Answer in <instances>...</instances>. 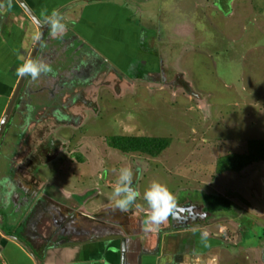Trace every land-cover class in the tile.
<instances>
[{
  "label": "rangeland",
  "instance_id": "1",
  "mask_svg": "<svg viewBox=\"0 0 264 264\" xmlns=\"http://www.w3.org/2000/svg\"><path fill=\"white\" fill-rule=\"evenodd\" d=\"M127 1L114 5L161 68L153 78L147 69L149 79L140 81L139 61L123 75L72 29L48 31L33 58H45L53 73L27 76L18 87L13 100L21 104L8 107L0 132V167L21 158L32 173L24 180L29 188L51 189L65 204L81 205L79 214L110 203L125 166L141 193L130 208L136 211L148 209L143 192L153 180L167 184L176 205L203 206L204 194L227 197L232 212H215L210 221L214 236L229 242L224 264H264V162L225 170L228 155H246L250 143L264 140V0ZM109 71L118 78L102 76ZM84 81L93 85L80 86ZM114 136L170 141L152 159L115 150Z\"/></svg>",
  "mask_w": 264,
  "mask_h": 264
},
{
  "label": "crops",
  "instance_id": "2",
  "mask_svg": "<svg viewBox=\"0 0 264 264\" xmlns=\"http://www.w3.org/2000/svg\"><path fill=\"white\" fill-rule=\"evenodd\" d=\"M53 9L62 13L66 31L72 29L85 46L111 58L120 74H127L131 64L139 61L145 76L141 80L135 76L133 81H142L148 78L147 69L151 73L158 67L157 56L147 51V44L143 39L140 41L136 27H125L130 23L129 18L123 20L127 13L118 12L114 0H0V120L6 103L25 81L16 72L23 62L21 57L30 58L39 32L48 26L45 14ZM140 19L144 24L149 20ZM123 29L126 35L121 34ZM104 75L117 74L109 71ZM5 161L0 167L3 169L0 170V264H224L227 259L230 261L228 239L223 241L219 235L214 236L211 224L214 219L207 212L206 221L198 225L173 229L168 219L159 227L161 232H155L144 226L148 209L122 212L115 209L112 197L108 205L95 203L90 212L82 214V220L68 229L62 228L67 229L63 232L55 227L56 215L77 212L81 205L65 204L54 194L52 197L48 188L32 190L24 181H29L26 176L32 173L21 158Z\"/></svg>",
  "mask_w": 264,
  "mask_h": 264
},
{
  "label": "clouds",
  "instance_id": "3",
  "mask_svg": "<svg viewBox=\"0 0 264 264\" xmlns=\"http://www.w3.org/2000/svg\"><path fill=\"white\" fill-rule=\"evenodd\" d=\"M45 23L50 27L52 36H59L66 31L63 15L57 9L51 10L50 14H45ZM21 59L23 62L16 69L18 76H29L32 81H37L53 73L51 64L43 57H21ZM113 196L115 197V209L122 212L128 211L136 204L141 193L133 187V172L131 168L125 166L120 169L113 189ZM143 200L149 209L145 220V224L149 226V229L159 228L166 223L169 217L172 216L177 204L176 195L166 183L159 180L151 181L143 192Z\"/></svg>",
  "mask_w": 264,
  "mask_h": 264
},
{
  "label": "trees",
  "instance_id": "4",
  "mask_svg": "<svg viewBox=\"0 0 264 264\" xmlns=\"http://www.w3.org/2000/svg\"><path fill=\"white\" fill-rule=\"evenodd\" d=\"M46 31L51 32L50 28ZM110 141L113 148L119 152L124 154L133 152L145 154L153 159L161 155L169 145L170 140L168 138H147L143 136H114ZM257 161L264 162V140L253 141L252 145L250 143L246 155H228L226 157L225 170L238 172L250 163ZM202 204L203 211L210 214L209 218L215 212H221L226 215L232 212L231 200L221 195L204 194ZM262 231L264 236V228Z\"/></svg>",
  "mask_w": 264,
  "mask_h": 264
},
{
  "label": "flooded vegetation",
  "instance_id": "5",
  "mask_svg": "<svg viewBox=\"0 0 264 264\" xmlns=\"http://www.w3.org/2000/svg\"><path fill=\"white\" fill-rule=\"evenodd\" d=\"M69 22V21H68ZM47 27V28H46ZM46 27H44V28H42V31L44 32V34H43V37L47 34V32L48 31H46V30H48L50 27L49 26H46ZM41 32H39V36H38V40H37V42L41 39ZM43 37H42V39H41V41H40V43H39V45H38V47H37V49H36V51L37 50H39V49H41L42 48V45H41V42H42V40H43ZM37 42H36V44H37ZM85 43V42H84ZM36 44L34 45V47H33V49H32V51L35 49V47H36ZM90 47V46H89ZM88 47V48H89ZM39 48V49H38ZM90 49V48H89ZM93 49V48H92ZM92 51V50H91ZM93 52V51H92ZM35 53V52H34ZM31 54H32V52H31ZM31 56V55H30ZM157 60V62H158V67H157V69H159V68H161V66H160V61H159V59L158 58H156ZM161 71V69L159 70V72ZM25 79V81H24V83H23V86H24V84H25V82H26V78H27V76H25V77H22V79ZM135 79V78H134ZM139 81V80H138ZM84 83H85V81H84ZM80 86H83V87H86L83 83H80L79 84ZM22 87L23 88V86L22 85H18L17 86V88H16V90H15V92L12 94V96H11V100L12 99H14V97L15 96H17V94H19V91H17L18 90V87ZM16 91H17V93H16ZM23 96L25 97L26 95L25 94H23ZM11 100H9L7 103H6V106H5V110L3 111L4 112V114H3V116H2V118H1V120H0V124H1V122H2V120H3V117H4V115L6 114V112H7V110H8V107L10 106V104H11ZM16 101L15 100H13V106L12 107H18L21 103H15ZM22 109L24 110V111H26V112H29L30 110H31V108H27V109H24L23 107H22ZM10 116V114L8 113V116H7V118ZM3 130V129H2ZM1 130V131H2ZM0 131V132H1ZM1 134H2V132H1ZM28 199V198H27ZM2 204V203H1ZM206 215H207V213L205 212V211H203V209L201 208V206H199V205H197V203H193V202H185V203H183V204H180V205H176V208L174 209V211H173V214H172V216H170L169 217V226L171 227V228H173V229H175V228H180V227H189V226H191V225H193V224H199L200 222H202V221H206ZM81 216H83L82 215V213H78V212H70V214H66V213H60L59 212V214H57L56 215V218H55V227L58 229V228H60L61 229V231H63V232H65L67 229H68V227H69V225H72V224H75L76 223V221H79V220H82L81 219ZM86 217V216H85ZM84 220V219H83ZM62 228H67V229H64V230H62ZM123 239V238H122ZM123 241H125V239H123Z\"/></svg>",
  "mask_w": 264,
  "mask_h": 264
},
{
  "label": "water",
  "instance_id": "6",
  "mask_svg": "<svg viewBox=\"0 0 264 264\" xmlns=\"http://www.w3.org/2000/svg\"><path fill=\"white\" fill-rule=\"evenodd\" d=\"M30 15H31V14H30ZM41 33H42V34H41V39H42L44 32L42 31ZM41 39L37 42L36 47H35V49L32 51V54H31L30 58H33V56H34V52H35V50L37 49V47H38V45H39ZM11 104H13V99L11 100ZM11 104H10V105H11ZM7 115H8V110H7L6 114L4 115L3 120H2V122H1V124H0V131L2 130V127H3L4 124H5V121H6V119H7ZM0 227H1V226H0Z\"/></svg>",
  "mask_w": 264,
  "mask_h": 264
}]
</instances>
